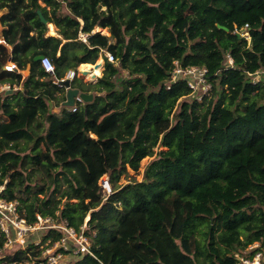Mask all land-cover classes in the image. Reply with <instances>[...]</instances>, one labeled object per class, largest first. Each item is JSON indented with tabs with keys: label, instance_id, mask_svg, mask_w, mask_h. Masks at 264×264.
I'll return each mask as SVG.
<instances>
[{
	"label": "trees",
	"instance_id": "obj_1",
	"mask_svg": "<svg viewBox=\"0 0 264 264\" xmlns=\"http://www.w3.org/2000/svg\"><path fill=\"white\" fill-rule=\"evenodd\" d=\"M4 8L0 83L18 88L0 92V197L19 201L29 223L40 215L83 232L93 254L49 226L1 264H44L62 238L58 264H234L236 251L264 244V98L251 101L264 81L251 75L264 69V0H0ZM38 9L68 39L61 51ZM246 24L250 41L237 31ZM101 55L97 82L71 81L92 99L53 111L67 100L54 80ZM175 60L208 69L202 100L184 74L172 80ZM149 156L141 181L120 183Z\"/></svg>",
	"mask_w": 264,
	"mask_h": 264
},
{
	"label": "built area",
	"instance_id": "obj_2",
	"mask_svg": "<svg viewBox=\"0 0 264 264\" xmlns=\"http://www.w3.org/2000/svg\"><path fill=\"white\" fill-rule=\"evenodd\" d=\"M248 26L249 25L246 24L244 25V27L237 29L239 34L243 35L246 38L247 35H244L242 33L243 32L242 30L245 29L246 32L250 35V33L247 30ZM107 55L110 61H115L114 55H112L111 53H108ZM41 61H42V66L46 71L54 72L55 66L49 57L44 56L42 57ZM228 62L229 64H233V58L230 54L228 55ZM174 63L176 64V68L174 70L172 80L174 81L176 78H178L177 76H179L180 74H184L187 77L186 79L189 81V85L193 89L192 94L196 93L202 88L203 91H201V95H200L202 97L204 91L208 90V88L210 87L206 75L208 69L206 67H199V66H191L184 69L180 66L178 60H175ZM7 67L13 69L17 67V64L12 60H10L9 63L7 64ZM78 73L79 72L77 69L71 68L67 72L65 77L61 78L60 80H54V82L63 83L67 80H73L78 75ZM263 73H264V69H258L251 75L257 76ZM9 87L10 86H5V89H9ZM75 109L76 107L74 106L73 110ZM102 185L108 191L111 190L109 188L108 182ZM39 220L44 224L40 225L38 222ZM38 221L35 223H29L26 218L21 216L19 212V201L8 200L4 197H0V235L6 238L5 247H11V246L13 247L14 244L20 242L23 243L25 241V238L30 234V232L51 226V227L63 228L64 230H66V232L69 234L70 237H73L75 239L76 243L78 244L77 247L75 248V252L87 251L93 254L92 251L90 250V245L89 246L86 245L87 237L84 235L83 232L78 234L74 228L68 227L67 225H59L54 223L49 225L48 224V222L50 221L49 217L44 218L39 215ZM74 233H76L77 236H75ZM79 237H81V239ZM59 246H64L65 248H68L67 238H62L60 241L55 242L52 246H48L43 251L44 257L46 259L44 264H58L60 262V260L63 258L62 252L55 253V249ZM234 257H235L234 264H264V244L261 241H255L249 244L243 251H236L234 253ZM9 264H28V262H21V263L15 262ZM32 264H36V263L33 262Z\"/></svg>",
	"mask_w": 264,
	"mask_h": 264
},
{
	"label": "rangeland",
	"instance_id": "obj_3",
	"mask_svg": "<svg viewBox=\"0 0 264 264\" xmlns=\"http://www.w3.org/2000/svg\"><path fill=\"white\" fill-rule=\"evenodd\" d=\"M63 11L65 12V11H67V12H69L70 10L65 6L64 8H63ZM0 14H1V11H0ZM54 27V26H53ZM122 27H124V31L127 33V37H125L124 38V35H123V29L121 30V32H122V37H123V43H122V50H125L126 49V47L128 46V44H129V42H130V39H131V35H130V33H128L127 32V30H126V26L125 25H122ZM54 30H55V32H57V29H56V27H54ZM50 31H53L52 30V28L50 27ZM105 31L106 32H104V33H107V34H110V32H109V29L108 28H105ZM243 32V34L244 35H247V38L249 39V41H250V39H251V37H250V35L246 32V30L245 29H243L242 30ZM126 35V34H125ZM82 36H84L83 34H82ZM84 39H85V36H84ZM112 42H114V39H113V41ZM99 59H102V61H103V65H102V74H103V71H104V63H105V59H104V57L101 55L98 59H97V61H96V63L97 62H100V60ZM11 59H9L8 60V63H9V61H10ZM117 63L116 64H119L118 63V61H116ZM95 63H92V65H94ZM81 65V64H80ZM80 65L78 66V68H77V70H78V77H81V78H83L84 79V81L85 82H89V83H95V82H97V78H95L93 75H91L92 73H88V74H83V72H82V70L83 69H81L80 68ZM91 70V69H90ZM92 71V70H91ZM128 70L127 69H124L123 71H122V73L119 75V77L118 78H122L123 76H127L128 75ZM27 75V74H29V71L27 70V71H23V75ZM101 74V75H102ZM91 75V76H90ZM92 78H94L93 80H92ZM260 79V76L259 75H257L256 77H254V81L256 82L257 80H259ZM80 79H77L75 82H74V84H75V86H78V85H80V81H79ZM262 80V79H261ZM262 83L261 84H259L260 85V87H259V91H258V93L257 94H255V95H253L252 96V98H251V101H255V100H257V101H259V100H261V99H263L264 98V81L262 80L261 81ZM209 83V82H208ZM210 84V83H209ZM5 86H10L9 87V89H4L5 88ZM11 88L12 89H17L18 88V86H16V85H14V86H12L11 84H10V82H7V83H0V92H3L4 90V92H7V91H9V90H11ZM70 88V87H69ZM69 88H68V90H69ZM79 98V96L77 95V96H75V101L77 100ZM199 99L200 100H202V98H201V96L199 97ZM74 101V102H75ZM56 100H54L53 101V103H54V105L52 104V110L53 111H60L61 109H62V107H64V106H67V107H69L70 105H67L66 104V102H67V100L66 101H63V102H60L61 104L60 105H55L56 104ZM163 147H156L155 148V150L156 151H158L159 149H162ZM153 157L154 156H149V157H146V158H144L143 160H142V162H141V167H140V169L138 170V171H134V170H132V169H128V174L129 175H123L122 177H121V179H120V183L121 184H127L128 182H131L132 181V179L133 178H135V179H137L138 181H141L142 180V177H143V172H144V170H145V167L147 166V164L153 159ZM108 182V176L107 175H104V176H102V178L100 179V183L101 184H106ZM3 189V186H1L0 187V190H2ZM63 200H65V199H63ZM90 217V215H88L87 217H86V220H88V218ZM39 222V224L40 225H42V224H44V223H42L40 220L38 221ZM203 227H205V225L203 226ZM42 229V228H41ZM37 230H40V229H37ZM199 234H200V231H197ZM75 234V236H77V234L76 233H74ZM42 235H43V233H37L36 235H35V237H31L30 236V239H29V235L25 238V243L23 242H20V243H17V244H14V246L12 247H0V257L1 258H3V257H5V256H7V255H9V254H12V253H14L15 252V250H17L18 248H19V246H21V247H26V246H28L29 244H40L41 243V239H42ZM80 239H81V237H79ZM84 243H85V241H84ZM91 244V242H90V240H89V238H87V242H86V245L87 246H89ZM44 245V244H43ZM68 263H69V261H68ZM0 264H1V262H0Z\"/></svg>",
	"mask_w": 264,
	"mask_h": 264
},
{
	"label": "water",
	"instance_id": "obj_4",
	"mask_svg": "<svg viewBox=\"0 0 264 264\" xmlns=\"http://www.w3.org/2000/svg\"><path fill=\"white\" fill-rule=\"evenodd\" d=\"M38 15L41 19V21L45 24H48V19L45 17V15L43 14L41 9L37 10ZM43 57V55H39L37 56V59H41ZM103 65V61L97 62L95 63L93 66L94 67H100ZM83 74H88V73H92V75L97 78L99 75L95 74L93 71L91 70H82ZM68 86H70L69 82L67 81ZM80 95L81 98H83L84 100H89L92 99L93 94L91 93H86V92H82L80 91L79 88H69L68 92H67V105H74L75 104V96ZM109 183V182H108ZM110 188V185H109ZM111 189V188H110Z\"/></svg>",
	"mask_w": 264,
	"mask_h": 264
},
{
	"label": "crops",
	"instance_id": "obj_5",
	"mask_svg": "<svg viewBox=\"0 0 264 264\" xmlns=\"http://www.w3.org/2000/svg\"><path fill=\"white\" fill-rule=\"evenodd\" d=\"M0 11H1V14H0V17L5 13V12H7V9L6 8H4V9H0ZM81 22L83 23V20H81ZM52 25L53 26H55L56 27V29H57V32H55V30H53V32L52 31H50V27H52ZM47 30H46V32H45V36H49V35H53V36H57V37H59V38H61L62 39V42H61V45H60V51H61V47H62V45L64 44V43H66L67 41H68V39H65L64 37H63V35L62 34H60V32H59V28L54 24V23H52V22H49L48 21V24H47ZM0 28H2V24H1V22H0ZM99 29V30H98ZM101 29H105V28H103V27H96L94 30H93V32H96V31H100L101 33H104ZM109 29V28H108ZM82 34L85 36V39H84V36H82ZM104 34H107V33H104ZM107 35H109V36H111V34H107ZM79 39H81V40H83V41H86L87 40V34H85V33H83V32H80V34H79ZM1 41V40H0ZM111 41H113V39H111ZM115 41V40H114ZM58 52V55L61 53V52ZM103 56V55H102ZM9 59H11L10 57H9ZM101 61H102V59H101ZM81 64H83V63H81ZM91 65H92V63H90ZM105 64V63H104ZM92 71L94 70V69H96V68H94V66L92 65ZM98 68H100L101 69V73L100 74H102V66H100V67H98ZM29 71V73H30V65H28L27 66V68L24 70V71ZM28 75V74H27ZM27 75H23L24 77L25 76H27ZM99 76H101V75H99ZM98 79V78H97ZM96 79V80H97ZM93 80V79H92ZM63 102V101H62Z\"/></svg>",
	"mask_w": 264,
	"mask_h": 264
},
{
	"label": "bare ground",
	"instance_id": "obj_6",
	"mask_svg": "<svg viewBox=\"0 0 264 264\" xmlns=\"http://www.w3.org/2000/svg\"><path fill=\"white\" fill-rule=\"evenodd\" d=\"M54 27H55V26H54ZM54 27H53V25H52V27H51L52 30H54ZM98 30H99V29H98ZM101 30H102L103 32H106L105 29H101ZM52 32H53V31H52ZM99 60L101 61V59H99ZM91 67H92V65H91L90 63H83V64L80 65V68L83 69V70H90V69L92 70ZM94 68H96V67H94ZM93 72H94L95 74H97V75H100V73H101V69L97 67L96 69L93 70ZM89 74H90V73H89ZM91 75H92V74H91ZM91 75H90V76H91ZM92 79H94V78H92Z\"/></svg>",
	"mask_w": 264,
	"mask_h": 264
},
{
	"label": "clouds",
	"instance_id": "obj_7",
	"mask_svg": "<svg viewBox=\"0 0 264 264\" xmlns=\"http://www.w3.org/2000/svg\"><path fill=\"white\" fill-rule=\"evenodd\" d=\"M108 54V53H107ZM108 56V55H107ZM55 66V65H54ZM78 68V67H77ZM77 68H75V69H77ZM55 70V69H54ZM53 73V72H52ZM67 74V73H66ZM76 77H78V76H76ZM60 80V79H59ZM67 81L69 82V84H70V86H68V84H67ZM67 81H65V82H63V84L64 85H66V87L65 88H67L66 90H67V92H68V88L70 87V88H73L72 86H71V81L72 80H67ZM57 83V82H56ZM58 84H60L61 85V83H58ZM5 89V88H4ZM12 90H16V89H12L11 88V90H9V91H7V92H11ZM5 91V90H4ZM79 96V98L77 99V100H80V95H78ZM76 100V101H77ZM76 101H75V103H76ZM75 106V104L74 105H70L68 108H73ZM109 182V181H108ZM110 185V184H109ZM110 188H111V186H110ZM1 191V190H0Z\"/></svg>",
	"mask_w": 264,
	"mask_h": 264
}]
</instances>
